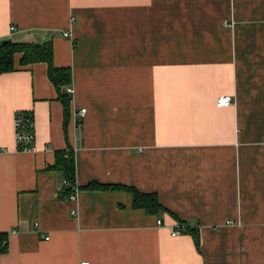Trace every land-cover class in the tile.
Segmentation results:
<instances>
[{
    "label": "crops",
    "instance_id": "crops-1",
    "mask_svg": "<svg viewBox=\"0 0 264 264\" xmlns=\"http://www.w3.org/2000/svg\"><path fill=\"white\" fill-rule=\"evenodd\" d=\"M9 40L51 42L75 92L66 121L46 63L17 54L0 75V264H264V0H0ZM21 111L35 152L17 150ZM68 145L79 187H134L165 210L62 197L49 166ZM179 221L199 246L171 235Z\"/></svg>",
    "mask_w": 264,
    "mask_h": 264
},
{
    "label": "trees",
    "instance_id": "trees-1",
    "mask_svg": "<svg viewBox=\"0 0 264 264\" xmlns=\"http://www.w3.org/2000/svg\"><path fill=\"white\" fill-rule=\"evenodd\" d=\"M17 54L21 55L22 66L35 63H46L48 65L49 79L57 90L58 99L64 106L65 118L66 121H68L71 110V97L65 93L64 88L70 85L72 82V71L70 68H58L54 65L53 44L51 42L37 44L27 42H13L10 40L0 42V75L15 71L14 57ZM49 170L57 171L63 174L65 179L64 181H67L68 185L64 184L62 197L70 198L74 192V187L78 186L76 180L75 152L70 145H68L67 149L64 151H58L56 153L55 163L52 166H49ZM78 189L80 192L124 191L132 194V204L135 209H143L151 215L159 214L165 210L160 204L156 194L142 193L134 187L92 182L84 187L78 186ZM179 223L181 225L185 224L183 221H179ZM186 233L192 234L194 236L195 244L199 246L200 240L197 229H191L188 227Z\"/></svg>",
    "mask_w": 264,
    "mask_h": 264
},
{
    "label": "built area",
    "instance_id": "built-area-1",
    "mask_svg": "<svg viewBox=\"0 0 264 264\" xmlns=\"http://www.w3.org/2000/svg\"><path fill=\"white\" fill-rule=\"evenodd\" d=\"M75 22V18H71V23ZM226 27L233 28V23H226ZM16 27L11 28V32H15ZM64 38H70L72 36L71 31L62 32ZM75 90L72 87L66 89V93L72 97ZM216 105L218 108H225L232 105V98L228 95H222L217 99ZM86 109H82L79 113V121L83 120L86 115ZM14 128H15V139L17 144V150L20 152H35L36 151V131H35V118L32 111H21L15 115L14 119ZM64 184L68 185L67 181H64ZM80 191L78 186L74 187V192L69 199H77ZM158 225H164L162 220L157 221ZM35 227H39V224L36 223ZM171 235L173 237L184 235L187 232L188 226L186 224L181 225L180 223L170 227ZM45 240H49V237L45 236ZM82 264H89L88 262Z\"/></svg>",
    "mask_w": 264,
    "mask_h": 264
},
{
    "label": "rangeland",
    "instance_id": "rangeland-1",
    "mask_svg": "<svg viewBox=\"0 0 264 264\" xmlns=\"http://www.w3.org/2000/svg\"><path fill=\"white\" fill-rule=\"evenodd\" d=\"M229 23V22H228ZM226 24V23H225Z\"/></svg>",
    "mask_w": 264,
    "mask_h": 264
}]
</instances>
